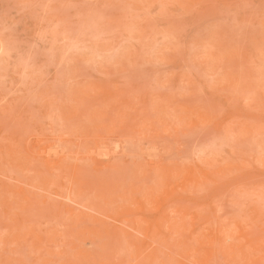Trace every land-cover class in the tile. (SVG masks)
Instances as JSON below:
<instances>
[{"label":"rangeland","instance_id":"374dc122","mask_svg":"<svg viewBox=\"0 0 264 264\" xmlns=\"http://www.w3.org/2000/svg\"><path fill=\"white\" fill-rule=\"evenodd\" d=\"M0 264H264V0H0Z\"/></svg>","mask_w":264,"mask_h":264},{"label":"bare ground","instance_id":"6f19581e","mask_svg":"<svg viewBox=\"0 0 264 264\" xmlns=\"http://www.w3.org/2000/svg\"><path fill=\"white\" fill-rule=\"evenodd\" d=\"M42 151V150H41ZM103 152V151H102ZM111 152V151H110ZM107 154V153H106ZM55 155V154H54ZM99 157V156H98ZM104 157V156H103ZM48 166V165H47Z\"/></svg>","mask_w":264,"mask_h":264}]
</instances>
